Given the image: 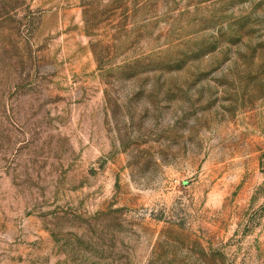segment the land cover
<instances>
[{"label":"rangeland","instance_id":"rangeland-1","mask_svg":"<svg viewBox=\"0 0 264 264\" xmlns=\"http://www.w3.org/2000/svg\"><path fill=\"white\" fill-rule=\"evenodd\" d=\"M0 264H264V0H0Z\"/></svg>","mask_w":264,"mask_h":264}]
</instances>
